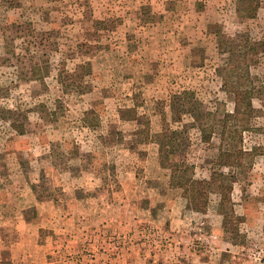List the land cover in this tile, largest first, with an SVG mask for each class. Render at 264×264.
<instances>
[{"label": "rangeland", "instance_id": "obj_1", "mask_svg": "<svg viewBox=\"0 0 264 264\" xmlns=\"http://www.w3.org/2000/svg\"><path fill=\"white\" fill-rule=\"evenodd\" d=\"M238 32L264 42V0L255 19L248 0H0V248L7 230L9 242L16 230L44 240L45 204L63 214L101 196L107 216L124 208L120 227L107 223L115 257L140 244L163 260L187 246L201 260L264 264V47L248 56L259 94L243 145L257 151L230 202L213 185L188 209L173 176L209 179L218 140L201 143L186 111L234 112L216 68ZM224 216L242 219L236 234Z\"/></svg>", "mask_w": 264, "mask_h": 264}, {"label": "trees", "instance_id": "obj_2", "mask_svg": "<svg viewBox=\"0 0 264 264\" xmlns=\"http://www.w3.org/2000/svg\"><path fill=\"white\" fill-rule=\"evenodd\" d=\"M248 2L249 19H255L261 0H248ZM236 36L238 42L235 49L229 53L225 62L216 68L221 90L233 101L234 112L227 113L219 119L217 114L210 110L206 113L196 110L186 111L193 118L196 117L192 126L199 130L201 143L210 145L216 138L218 140L217 151H219L217 158L208 163L209 179L198 176L195 168L186 169L183 173H180L179 169L173 170L177 189L181 192V197L185 200L188 209L195 205L207 204L213 185L218 188L221 204L230 202L234 185L250 173L255 157L253 151H257L256 148L249 150L243 145V135L250 130L251 119L256 117L257 111L253 102L259 94L251 74L248 56L263 49L264 42L253 40L247 32H238ZM45 73L48 74L47 68ZM34 74L38 75L36 70ZM45 76L36 78L44 80ZM55 113L56 111H53L52 115H56ZM90 120V118L84 120L85 126L93 128L94 124ZM157 137L161 136L157 135ZM223 169L228 171L225 172ZM241 220L239 217L224 216L223 229L236 234ZM36 231L41 235L44 233L40 229Z\"/></svg>", "mask_w": 264, "mask_h": 264}, {"label": "crops", "instance_id": "obj_3", "mask_svg": "<svg viewBox=\"0 0 264 264\" xmlns=\"http://www.w3.org/2000/svg\"><path fill=\"white\" fill-rule=\"evenodd\" d=\"M105 200L106 198L97 196L87 200V208L63 214L55 212L53 203L45 204L40 215L42 228L48 230V236L43 240L35 232L16 230L17 234H20L15 241L9 242L6 234L11 230H7L4 233L5 243L3 248H0V263L6 261L8 262L6 264H220L213 260H201L198 255L191 254L193 250L187 246L181 248L171 246L170 254L163 260L157 259L160 255H157L155 250L149 248L147 250L140 244L136 247L125 246L120 249L121 254L115 257L110 237L118 231L110 230L114 228L116 230L124 222L122 211L124 208L118 206L115 211H119V214L109 217L107 210L114 204H109ZM16 219L22 226L24 219L22 212ZM108 221H115L118 226L107 224ZM3 250L13 251V255L11 254L9 259L3 258ZM172 253H178V257L185 253L193 257L186 259L183 256L178 260Z\"/></svg>", "mask_w": 264, "mask_h": 264}]
</instances>
